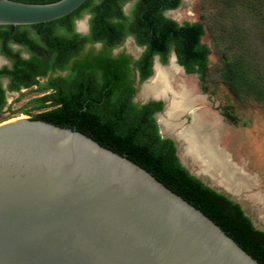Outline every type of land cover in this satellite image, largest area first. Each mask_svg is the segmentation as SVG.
Listing matches in <instances>:
<instances>
[{
	"label": "water",
	"instance_id": "1",
	"mask_svg": "<svg viewBox=\"0 0 264 264\" xmlns=\"http://www.w3.org/2000/svg\"><path fill=\"white\" fill-rule=\"evenodd\" d=\"M84 1L0 0V25L51 21ZM151 98L163 102L156 122L165 137L157 115L168 98ZM200 107L180 118L188 123ZM169 137L182 165L216 191L237 201L252 188L229 193L214 186L211 176L219 170L198 172ZM224 151V166L245 168ZM0 264L262 263L126 155L71 127L18 117L0 123Z\"/></svg>",
	"mask_w": 264,
	"mask_h": 264
},
{
	"label": "trees",
	"instance_id": "2",
	"mask_svg": "<svg viewBox=\"0 0 264 264\" xmlns=\"http://www.w3.org/2000/svg\"><path fill=\"white\" fill-rule=\"evenodd\" d=\"M125 1L85 0L72 12L51 21L0 25V50L13 61L12 66L0 68V74L10 76V89L36 84L38 91L50 90L35 99L40 106L48 108L32 114L31 118L79 130L101 145L126 155L201 209L264 264V230L254 226L239 202L216 191L182 165L174 140L158 132L154 114L162 110L163 102L153 99L135 102L130 56L108 52L132 35L137 44L144 46L141 56L132 62L140 81L151 74L153 56L158 54L165 63L171 50L187 73H203L209 48L201 41L202 22L179 24L163 15L161 9L156 10V0H137L126 14ZM162 1L164 7L174 8L181 0ZM223 2L251 17L264 44V0ZM84 13L89 14L86 34L75 29V20ZM243 38L240 32L234 36L238 40ZM10 41L23 44L29 57L20 56L19 50L8 44ZM95 42H100L102 49L87 48V44ZM246 48L247 54L232 58L221 55L222 78L235 96L245 92L264 101V75L257 62L258 51ZM5 102V89L0 81V110Z\"/></svg>",
	"mask_w": 264,
	"mask_h": 264
},
{
	"label": "rangeland",
	"instance_id": "3",
	"mask_svg": "<svg viewBox=\"0 0 264 264\" xmlns=\"http://www.w3.org/2000/svg\"><path fill=\"white\" fill-rule=\"evenodd\" d=\"M129 3H125L123 7L126 13L130 10ZM165 15L178 23L200 21L204 26L201 41L209 48L207 68L203 73L194 72L190 75H183L192 76L193 88L204 96V103L201 104L204 106L203 109L215 112L220 118L223 127L217 141L231 153L237 163L244 164L245 170L251 176L258 178L259 185L256 184L249 192L237 195L235 199L250 217L254 226L264 230V206L250 195L258 191L264 193V101L245 92L235 96L228 89L221 74L223 68L221 55L232 58L247 54L246 47L248 46L254 49L255 53L258 51L257 62L264 75V44L260 38L259 28L242 9L232 10L223 0H181L175 9L166 11ZM81 22L85 27L87 24L85 13L76 19V26ZM239 32L244 38L234 39ZM13 47L19 48L16 44H13ZM88 48L97 51L100 46L96 44ZM141 50L142 47L128 36L108 52L112 55L124 53L135 58ZM168 57L169 55L166 64ZM156 59L159 60L158 56ZM6 62L8 61L0 55V66ZM134 79L136 86L134 101L138 103L152 99L151 97L142 98L139 95L143 82H139L137 77ZM3 84L6 85V79H3ZM49 91H38L35 86L20 88L17 91H6V102L0 110V123L18 117H30L34 113L47 109V106H40L35 99ZM169 134L163 133L165 137H169ZM187 163L190 165L189 159ZM190 166L195 168L193 165Z\"/></svg>",
	"mask_w": 264,
	"mask_h": 264
},
{
	"label": "bare ground",
	"instance_id": "4",
	"mask_svg": "<svg viewBox=\"0 0 264 264\" xmlns=\"http://www.w3.org/2000/svg\"><path fill=\"white\" fill-rule=\"evenodd\" d=\"M77 26L79 30L85 28L82 22ZM167 93L169 97H166ZM139 95L142 98H168L164 110L157 115L162 132L170 133L178 140L180 156L194 159L190 165L195 166L198 172L202 173L208 168L219 170L218 176H211L214 186L235 193L259 185L258 178L248 174L245 168L241 167L236 172L222 164L225 148L217 144L223 127L221 120L215 112L203 109L204 96L193 88L192 76L183 75L174 56H170L167 64L163 65L155 60L153 74L142 84ZM195 106L201 107L191 112V120L184 123L180 116ZM262 192L253 193L252 198L264 206Z\"/></svg>",
	"mask_w": 264,
	"mask_h": 264
},
{
	"label": "flooded vegetation",
	"instance_id": "5",
	"mask_svg": "<svg viewBox=\"0 0 264 264\" xmlns=\"http://www.w3.org/2000/svg\"><path fill=\"white\" fill-rule=\"evenodd\" d=\"M137 0H126L125 2H124V4L125 3H129L130 4V10H129V12L128 13H126L125 11H124V8H123V12L124 13H126V14H129L131 11H132V9L134 8V4H135V2H136ZM157 2H158V4L157 5H155V8H156V10H162V13H163V15H165V12L166 11H168V10H172V9H175L176 7H164V3H163V1L161 0H156ZM124 4H123V7H124ZM85 15L87 16L88 15V17H87V24H86V26H85V28H84V30H83V32H81L80 30H79V28H77V26H76V20H75V29H76V31H78V32H80V33H82V34H86L88 31H89V14L88 13H85ZM166 16V15H165ZM166 17H168V16H166ZM169 18H171V17H169ZM78 19V18H77ZM185 22V21H184ZM191 22H194V21H191ZM183 23V22H182ZM182 23H179V24H182ZM128 36H130V37H132V39H133V41L137 44V42H136V40H135V38H134V36H132V35H127L126 37H128ZM125 37V38H126ZM124 38V39H125ZM14 50H19V55L20 56H22L23 58H28L29 57V52L26 50V47L23 45V44H21V43H18V42H13V41H10L9 43H8ZM13 44H16V45H18L19 46V48H14L13 47ZM96 44H99V46H100V48L98 49V50H100V49H102V44L100 43V42H95V43H93L92 45H89V44H87V48H88V46H94V45H96ZM138 46H140V47H142V50H141V52L139 53V55L137 56V57H135V58H132L131 56H130V59H131V64H130V66L132 67V72H133V85H134V87L136 88V86H135V77H137L138 78V81L140 82V77H139V72H138V70H136L135 68H133L134 67V65L132 64V62L133 61H135L136 59H138L140 56H141V53L143 52V50H144V46L143 45H139V44H137ZM172 52H174L175 53V51L174 50H171L170 52H169V57L170 56H174L173 54H171ZM24 53H26V54H24ZM0 55L2 56V57H4V59H6L8 62H6V64H4V65H1L0 66V68H2V67H4V66H8V67H10V66H12V58L11 57H9L7 54H5L4 52H2L1 50H0ZM175 55H176V53H175ZM129 56V55H128ZM156 56H158V62H161L160 61V57H159V55L158 54H155L154 56H153V58H152V65H151V70H152V72H151V74L153 73V68H154V63H155V59H156ZM169 57H168V59H169ZM177 57V56H176ZM176 62L178 63V60H177V58H176ZM162 63V62H161ZM162 64H166V63H162ZM179 64V63H178ZM181 65V64H180ZM184 68V67H183ZM150 74V75H151ZM188 74H192V73H188ZM149 75V76H150ZM148 76V77H149ZM147 77V78H148ZM3 79H6V85H4L3 84ZM146 79V78H145ZM144 79V80H145ZM144 80L142 81V82H144ZM0 81H1V83H2V86H3V88L5 89V93H6V91H17V90H14V89H10L9 87H10V85H11V78H10V76L8 75V74H0ZM31 86H35L36 87V84H32ZM28 87H30V86H28ZM27 86H21L20 88H28ZM19 88V89H20ZM18 89V90H19ZM135 94V93H134ZM6 98V97H5ZM133 100H134V95H133ZM150 100V99H149ZM141 103H143V102H141ZM163 108V107H162ZM161 111V110H160ZM159 111H157L154 115H155V118H156V114L158 113Z\"/></svg>",
	"mask_w": 264,
	"mask_h": 264
}]
</instances>
